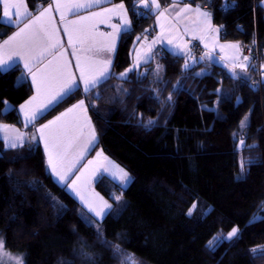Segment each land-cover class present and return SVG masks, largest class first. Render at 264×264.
Returning a JSON list of instances; mask_svg holds the SVG:
<instances>
[{
  "label": "trees",
  "instance_id": "16d2710c",
  "mask_svg": "<svg viewBox=\"0 0 264 264\" xmlns=\"http://www.w3.org/2000/svg\"><path fill=\"white\" fill-rule=\"evenodd\" d=\"M189 2L209 8L223 41L258 47L264 64V0ZM26 3L34 17L53 0ZM119 3L133 25L121 34L113 78L92 93L74 91L37 123L85 100L98 138L88 159L101 149L132 177L125 189L106 176L96 182V191L113 209L102 222V234L138 264H264V257L252 251L264 248V220L250 223L264 216V83L252 87L255 65L247 81L207 63L182 73L184 60L160 48L149 63L120 79L132 65L137 37L154 27L155 15H138V0H112L102 7ZM1 16L0 4L2 42L28 22L7 25ZM157 65L163 67L159 79ZM23 71L21 65L0 68V125L23 127L20 105L35 94L30 80L21 82ZM178 81L183 87L175 89ZM97 93L102 98H94ZM248 115L249 124L241 129ZM116 191L126 201L117 215ZM234 227L238 239L209 250L214 237L227 236ZM95 231L81 219L80 203L49 173L41 144L5 149L0 140V239L7 251L22 256L24 264H88L80 255L83 246L94 264H120Z\"/></svg>",
  "mask_w": 264,
  "mask_h": 264
},
{
  "label": "snow or ice",
  "instance_id": "6c2138e0",
  "mask_svg": "<svg viewBox=\"0 0 264 264\" xmlns=\"http://www.w3.org/2000/svg\"><path fill=\"white\" fill-rule=\"evenodd\" d=\"M180 0H176L171 5V8L162 9L158 0H151L149 5L148 0H140L142 6L149 11L153 8L156 10V19L159 23L162 18H166V14L172 10L177 9L175 12V21L172 24V28L184 20H188V13L195 11L198 19L195 22L185 24L183 28L184 33L191 32L192 39H199L204 42V48L208 49L209 44L206 42L205 37L209 39H215L214 33L219 31L211 25L210 14L205 11H201L197 6L192 9L185 5L179 7ZM100 0H55V11L60 14V22L63 25V31L68 37L69 46L73 48L72 56L75 57V67L79 71V81L73 74L70 68V61L65 57V51L61 39L58 35L59 29L57 28L54 19L51 15L52 5L48 8L40 11L39 15L31 16L29 13L25 0H3V16L9 19L11 22L12 17L15 16V23L19 27V24L27 19L28 22L24 23L23 27H19V30L15 32L8 40L4 41L3 46H0V65H7L14 57H18L24 62V68L32 78V84L35 87L36 94L33 95L28 101L20 105V111L24 114L25 124L33 123L37 118L55 104L64 101L65 97H69L76 90L80 89L81 83L83 85V92L85 94L92 93L93 90L103 85L107 80L113 78V73L110 71L112 67V61L110 58L101 59L100 57L105 54H111L115 51L116 33L120 32L123 28L129 27L131 21L127 18V10L123 3L116 5L114 8H105L102 12H94L91 16H83L77 20H66V16L69 13L76 14L80 9L92 8L99 5ZM135 9V5L133 6ZM14 10V11H10ZM146 14V13H145ZM111 15H119L121 24L111 25L112 33H96L94 23H85L93 20L94 17H107ZM31 17V18H29ZM106 20H100V23H105ZM161 35L154 38L151 43H146V50L136 51L133 58V64L131 67L125 69L124 72L119 74L120 79H127L128 73L138 69L141 64H147L153 57V48L157 43H161L167 40L168 45H171L167 51L169 54L182 58L184 64L182 66V73L188 71L194 64L205 59H212L211 51H206L199 57V61L194 56L193 52L189 48V44L182 42L179 36L169 38L164 35L165 26L160 24ZM171 30V29H170ZM178 31V29H177ZM98 37L103 40H98ZM137 40H141V37H137ZM79 44L81 48L85 44L89 47L86 49L91 55H78L75 51L76 45ZM217 45L213 44V48ZM223 51L225 48H232L236 50L237 55H233L229 58L222 57L225 61V67L229 68L231 78H240L245 81L250 79L246 75L247 69L250 64V58L238 55L240 52V46L238 44H220L218 45ZM49 56L52 59L48 60L45 64L44 60ZM38 65H42L38 67ZM35 69V70H34ZM237 69L240 72L237 73ZM162 68L157 65L155 69V76L160 78ZM203 73H197L196 75H202ZM140 76H144V73H140ZM264 83V81H262ZM181 82H177L175 89L182 88ZM255 88V86H252ZM174 89V90H175ZM100 99L102 97L97 93L94 97ZM171 100V96L168 97ZM239 102V97H237ZM3 103V102H0ZM248 117L241 121V129L247 126ZM148 124H155V121H148ZM39 133V140L43 142L44 150L47 156V164L51 170V174L56 178V182L64 185L79 198V201L83 208L87 209V212L91 215L85 216L81 214V219L91 227L93 223H99L100 218L103 220L105 217L113 214L112 205L99 196L94 190H91V182L93 177L96 176L98 171L108 172L114 178H118L122 184H126L130 177L128 173L115 165L104 156L102 152H97L96 158L88 160L87 164L77 169V165L84 158L85 153L88 152L97 140L96 131L91 120L87 115V107L85 100L81 99L72 107L68 108L65 112L56 116L53 120L43 124L36 129ZM0 132H3V142L8 148H17L24 143V134L19 132L15 128H10L8 125H0ZM32 140H36L37 137L33 135ZM241 147L244 146V141H240ZM255 148L256 145L248 146ZM244 161L241 160V172L244 170ZM251 163V161H249ZM74 170L78 172L75 179H72L69 183V177L73 175ZM239 178V177H238ZM112 197H110L111 199ZM115 201L121 200V196L114 197ZM197 205L194 203L188 210V215H192V212L196 209ZM264 207V204L261 205ZM264 220V216H254L253 220ZM95 235L101 244L107 246L113 251V257L117 259L120 264H138L136 258L125 252L120 248L118 244L113 245L103 237L102 231L96 229ZM233 238H239L238 229L232 228L227 236L214 237L213 241L209 242V250L214 251V245H218L224 240H232ZM253 253H259L261 257H264V249H253ZM81 256H84L88 260V264H94V258L92 255L84 251L83 246L80 252ZM4 257H7L8 264H23V257H13L10 253L4 251V243L0 240V264H5Z\"/></svg>",
  "mask_w": 264,
  "mask_h": 264
},
{
  "label": "rangeland",
  "instance_id": "374dc122",
  "mask_svg": "<svg viewBox=\"0 0 264 264\" xmlns=\"http://www.w3.org/2000/svg\"><path fill=\"white\" fill-rule=\"evenodd\" d=\"M112 0H100V3H99V5H104V4H108V3H110ZM172 2H171V5L174 3V2H176V0H171ZM158 2H159V4H160V6H161V8L163 9V5H162V3H161V1L160 0H158ZM181 2H183V0H180V2H179V7L180 6H182L180 3ZM25 3H26V0H25ZM148 3H149V5H151V0H148ZM0 4H1V6H2V16H1V21L4 23V24H7V25H14V26H16V23H15V20H16V17L15 16H13L12 17V20H11V22H9V19L8 18H5L4 16H3V0H0ZM121 4V3H120ZM186 4H188V5H191L189 2H187ZM116 5H119V4H113V5H109V6H106V7H101V8H99V9H97V10H95L94 12H102L105 8H114ZM125 5V4H124ZM26 6H27V3H26ZM140 6V8L141 7H143L142 6V4H140L139 5ZM191 6H193V5H191ZM201 6V5H200ZM48 8V7H47ZM27 9H28V6H27ZM86 9V8H85ZM125 9L127 10V12H126V14H127V18L129 19V20H131V17H130V15H129V11H128V9H127V7L125 6ZM153 11H152V13L153 14H156V10L153 8L152 9ZM10 11H14V10H10ZM28 11H29V9H28ZM94 12H92V13H94ZM29 13H30V11H29ZM92 13H90V14H88V15H84V16H91V14ZM39 15V14H38ZM51 15H52V17H53V19H54V22H55V24H56V26H57V28L59 29V33H58V35H59V37H60V39H61V42H62V45H63V49L62 50H64L65 51V57L70 61V68H71V71L73 72V74L77 77V82L78 83H80V81H79V79H78V77H79V71H78V69L75 67V65H76V60H75V57L74 56H72V52H73V48L71 47V46H69V43H68V37H67V35L64 33V31H63V25L61 24V22H60V14L58 13V12H56L55 11V0H53V4H52V12H51ZM73 14L72 13H69V14H67V16H66V20H77V19H79L80 17H83V16H77V17H75V16H72ZM192 15L191 14H189L188 15V17H191ZM102 19H105L106 20V22L105 23H100V20H102ZM26 20V19H25ZM25 20H23L19 25H21ZM162 23L164 22V18H162L161 20H160ZM85 23H94L95 25H96V27H95V32L96 33H112L113 32V29H112V27H111V25H120L121 24V20H120V17H119V15H111V17L110 18H107V17H94L93 18V20L92 21H90V22H85ZM133 25V24H132ZM20 27H23V25H21ZM152 28H154L153 26H152ZM19 30V29H18ZM17 30V31H18ZM129 30H131V25L129 26V27H126V28H123L120 32H118V33H116L115 35H116V39H119V38H117V37H120L119 36V33H123V32H125V31H129ZM16 31V32H17ZM180 32H182V30L181 29H178V31H177V33L178 34H180ZM174 34V33H173ZM185 34H187V33H184V32H182V34L179 36V39L182 41V42H185V43H187L184 39H187L188 37H185L184 35ZM145 35L146 34H144L143 36H140L141 37V40H136V42H135V44H134V47L135 46H137L138 45V43L140 42L141 43V45L142 46H145L146 45V43H151V41H148L147 40V38L145 37ZM183 35V36H182ZM167 37H169V36H167ZM173 37H175V35H173ZM98 40H103V38H100V37H98ZM119 43V40H118V42H117V44ZM3 44H4V42H2V41H0V46H3ZM117 44L115 43V48H116V46H117ZM89 47V45L88 44H85L84 46H83V48H76L75 47V51L77 52V54L78 55H81V56H84V55H91V53H89V52H87L86 51V49ZM134 50V49H133ZM132 50V51H133ZM243 51V50H242ZM198 58V57H197ZM50 59H52V57H49V58H47V59H45L44 60V63L46 64L47 62H48V60H50ZM261 59H262V55H261ZM260 59V68L262 69V72H263V75H264V64L262 63V60ZM198 61H199V59H197ZM198 63H201V61H199ZM198 63H196V64H194L193 66H195V65H197ZM16 65H21L22 66V68H23V75H22V77H21V82L22 81H25V80H30L31 81V83H32V78H31V76L28 74V72H27V70L24 68V62L22 61V60H20L18 57H14L11 61H9L8 62V64L7 65H0V68L3 70V71H6V70H9V69H11L12 67H14V66H16ZM141 65H144V64H141ZM42 65H38V67H41ZM192 66V67H193ZM257 66H259V62H258V64H257ZM112 67H113V63H112ZM112 67H111V69H110V71L112 70ZM161 68H162V71H161V73H160V75H162L163 74V67L161 66ZM139 69V68H138ZM35 70V69H34ZM83 88V85H82V83H81V86H80V89H82ZM34 89H35V87H34ZM83 90V89H82ZM35 94H36V92H35ZM34 94V95H35ZM84 100V99H83ZM76 104V103H75ZM56 105V104H55ZM54 105V106H55ZM85 105H86V107H87V104H86V102H85ZM53 106V107H54ZM11 104H7V106H6V110H10L11 109ZM70 107H72V106H70ZM69 107V108H70ZM51 109V108H50ZM49 109V110H50ZM68 109V108H67ZM66 109V110H67ZM49 110H47V111H45L44 113H43V115H45ZM65 110V111H66ZM65 111H63V112H65ZM62 112V113H63ZM20 113H21V111H20ZM61 114V113H60ZM59 114V115H60ZM43 115H41V116H39L38 118H37V120L39 119V118H41ZM59 115H57V116H59ZM87 115H88V117L90 118V115H89V109H88V107H87ZM21 117H22V121H23V127L21 128V127H17V126H14V125H10V124H2V125H8L10 128H15V129H17L19 132H21V133H23L24 134V139H25V136H27L28 137V141H34V140H32L31 139V137L33 136V135H35L36 137H37V139H38V141H40L39 140V133L36 131V129H38L39 127H41L43 124H46V123H48V121L47 122H45V123H37V120L36 121H34L33 123H29V124H25V119H24V114L22 113L21 114ZM56 117V116H55ZM54 117V118H55ZM248 117V122H247V125L249 124V115L247 116ZM54 118H52L51 120H53ZM90 120H91V118H90ZM50 121V120H49ZM91 124L93 125V123H92V120H91ZM94 127V126H93ZM26 134V135H25ZM1 136H4V134H3V132H0V137ZM96 136H97V134H96ZM36 139V140H37ZM35 140V141H36ZM41 142V144H42V146H43V149H44V145H43V142L42 141H40ZM97 142H98V138H97V140H96V142H95V145L88 151V152H86L85 153V156H84V158L80 161V163L77 165V169H79V168H81L83 165H85V164H87V162H88V160H93V159H95L96 158V154H97V152H102L103 153V151L100 149V150H98L96 153H95V155L93 156V157H91V158H89L88 159V157H89V155L91 154V152L93 151V149L95 148V146H96V144H97ZM45 151V150H44ZM103 155L104 156H106L104 153H103ZM107 157V156H106ZM46 158H47V156H46ZM108 159L110 160V161H112V163L113 164H115V165H118L115 161H113L112 159H110L109 157H108ZM120 168H122L120 165H118ZM124 169V168H123ZM125 170V169H124ZM48 171L51 173V170L49 169V167H48ZM126 171V170H125ZM127 172V171H126ZM128 173V172H127ZM78 174V172L76 171V170H74V172H73V175H71L70 177H69V183L71 182V180L72 179H75V176ZM128 175H129V173H128ZM102 176H106V177H108L109 179H111L112 181H114L115 183H118L120 186H121V188L123 189H125V188H127L130 184H131V182H132V177L129 175V177H130V179H129V181L126 183V184H122L121 182H120V180L118 179V178H114L113 177V175L111 174V171H108V172H104V171H98L97 173H96V176L95 177H93V179H92V182H91V190H94L96 193H98L97 191H96V188H95V184H96V182L102 177ZM52 177H53V179L56 181V178L52 175ZM59 184V183H58ZM60 185H62V184H60ZM62 186H64V185H62ZM67 189V191L71 194V195H73V197L80 203V201H79V198L71 191V189H68V188H66ZM99 194V193H98ZM117 195H119V196H121V200H119V201H116V203L118 204L117 206H118V209L119 210H117L116 212H115V214L117 215L121 210H122V208L124 207V205L126 204V201H125V199H124V196H123V193H121V192H114L113 193V197H115V196H117ZM99 196H101L100 194H99ZM102 197V196H101ZM111 204V203H110ZM80 205H81V203H80ZM84 214L85 216H88V215H91L90 213H88L87 212V209L86 208H83L82 207V205H81V214ZM95 220H99L100 222L99 223H93V226H95V228L97 229H100L101 231H102V233H103V224H102V222H103V220H100V218H95ZM1 240V239H0ZM264 249V248H263ZM4 251L5 252H7V253H10L11 254V256H13V257H17V256H19V255H16V254H13V253H11V252H9V251H7L6 250V248H5V246H4ZM4 260H5V264H8V259H7V257H4ZM23 264H24V260H23Z\"/></svg>",
  "mask_w": 264,
  "mask_h": 264
},
{
  "label": "crops",
  "instance_id": "0c3cea01",
  "mask_svg": "<svg viewBox=\"0 0 264 264\" xmlns=\"http://www.w3.org/2000/svg\"><path fill=\"white\" fill-rule=\"evenodd\" d=\"M171 0H170V3L169 4H167V5H163V9L164 8H171ZM187 2H189V0H183V2H181L180 4L182 5V6H180V7H184L185 5H187L188 7H190V8H192V9H195L197 6H199L200 7V9H201V11H205V12H208L209 14H210V21H211V25H212V27L213 28H215V29H218L219 31H217L216 33H214V37H215V39L213 40V39H209L207 36L205 37V40H206V42L209 44V48L208 49H205L204 48V42H202V41H200L199 39H196V40H193L192 39V35H191V32H189V33H187V34H185L184 36L185 37H188L187 39H184L188 44H189V48L191 49V51H192V46H193V43H198V44H200V46L202 47V53L204 54V52H206V51H211V53H212V59H205V60H203V61H201V63H207V64H214V65H217V66H219V67H222V68H224V69H226V70H228L229 71V68H227V67H225V61L224 60H222L221 58L222 57H224V58H229V57H232L233 55H237V53H236V50L235 49H232V48H225L223 51H221V49H220V47L218 46V45H220V44H238L239 46H240V52L238 53V55L242 58L243 56H245L244 55V53H243V51H242V44H240V43H236V42H226V41H223L222 40V38H221V30H220V28L218 27V26H216V25H214V23H213V20H212V14H211V12H210V10H209V8L208 7H206V6H200V5H195V4H192V3H190L191 5H193V6H191V5H188V4H186ZM120 4V3H119ZM138 4L140 5L141 3H140V0H138ZM105 5V4H104ZM103 5H97V6H93L92 8H86V9H80L76 14H73L72 16H75V17H77L78 15L80 16L81 14V16H84V15H88V14H90V13H92V12H94L95 10H97V9H99V8H101ZM262 7L264 8V2L262 3ZM144 8V7H143ZM146 9V8H145ZM148 10V9H147ZM178 10V8L177 9H172V10H170L167 14H166V18H164V22L162 23L161 21L158 23L157 22V19H156V14H153L152 13V11L153 10H151V13L153 14V15H155V24H154V27H155V30H156V35H155V38L157 37V36H159V35H161V28H160V24H164V26H165V32H164V35L165 36H169V38H172L173 37V35H175V36H180L181 34H182V32H183V28H184V25L185 24H189V26L191 27V23L190 22H195L197 19H198V17H197V15H196V13H195V11H193V12H191V13H188L187 14V16L189 15V14H191L192 16L191 17H189V19L188 20H184V21H182L181 23H179L177 26H176V28H172V24L174 23V21H175V12ZM130 19V18H129ZM131 21V20H130ZM131 29H132V21H131ZM171 29V30H170ZM177 29H181L182 30V32H180V34H178L177 33ZM126 32V31H125ZM174 33V34H173ZM121 34L122 33H119V36L121 37ZM183 36V35H182ZM120 37H117V38H119V39H116V44H117V42H118V40L120 41ZM8 40V39H7ZM183 41V40H182ZM4 42V41H3ZM119 44V43H118ZM118 44H117V46H116V48H115V51L113 52V53H111V54H105L104 56H102V57H100L101 59H105V58H110L111 59V61H112V63H113V61H114V58H115V56H116V51H117V48H118ZM213 44H215V45H217L215 48H213ZM171 47V45H168V43H167V40H164V41H162L161 43H157L155 46H154V48H153V53H155V51H156V49H164V50H167V49H169ZM76 48H81V46L79 45V44H77L76 45ZM133 51H132V64H133V58H134V56H135V54H136V51L138 50V51H141V52H143V51H145L146 50V45L145 46H142L141 45V43L139 42L138 43V45L137 46H135V47H133ZM193 52V51H192ZM202 54V55H203ZM49 57H51V56H49ZM48 57V58H49ZM153 57H154V55H153ZM153 57H152V59H153ZM196 57V56H195ZM197 58V57H196ZM151 59V60H152ZM197 59H199V58H197ZM150 60V61H151ZM149 61V62H150ZM148 62V63H149ZM252 63H251V61H250V64H249V67H248V69H247V72H246V75L248 76V77H251V74H250V72H251V65ZM145 65V64H144ZM132 66V65H131ZM130 66V67H131ZM143 65H141L140 67H142ZM139 67V68H140ZM136 70H138V69H136ZM136 70H134V71H136ZM237 71V73H239L240 72V69H237L236 70ZM111 72H112V70H111ZM230 72V71H229ZM131 73V72H130ZM130 73H128V76H129V74ZM83 89V88H82ZM83 91V90H82ZM88 107V106H87ZM21 114H22V112H21ZM26 135V134H25ZM0 140H2L3 141V136H1L0 137ZM31 143H35V144H41V142L40 141H38V139L35 141H28V137L27 136H25V139H24V143H23V145L22 146H19V147H17V148H8V147H6L5 145H4V147H5V149H18V148H21V147H24V146H26V145H29V144H31ZM3 144H4V142H3ZM42 145V144H41ZM43 147V146H42ZM46 154V153H45ZM50 173V172H49ZM51 174V173H50ZM52 175V174H51Z\"/></svg>",
  "mask_w": 264,
  "mask_h": 264
},
{
  "label": "built area",
  "instance_id": "2783aa9c",
  "mask_svg": "<svg viewBox=\"0 0 264 264\" xmlns=\"http://www.w3.org/2000/svg\"><path fill=\"white\" fill-rule=\"evenodd\" d=\"M208 1L211 3L213 0H208ZM226 10L227 8L223 7V11H226ZM136 12L138 15L149 16V10L143 7L140 8L139 5L136 7ZM155 35H156V30L150 27L147 30L145 37L147 38L148 41H152L155 38ZM253 47L254 48H252L250 45L246 43L242 44V50H243L244 55L248 56L250 58L251 63L255 65L254 69L257 75L254 77H251L252 79L251 84L252 86L254 85L255 88H257V87H260L263 84L262 81H264L263 72H262V69L260 68V59H261L262 52L258 47H255V45ZM192 51H193L194 56L198 58L202 56L203 54L202 47L198 43H193ZM258 62H259V66H257ZM234 79L238 80L239 78H234Z\"/></svg>",
  "mask_w": 264,
  "mask_h": 264
}]
</instances>
